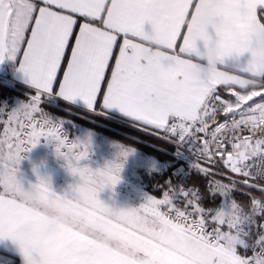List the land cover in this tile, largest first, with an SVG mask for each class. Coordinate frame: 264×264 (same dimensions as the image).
<instances>
[{
	"label": "snow or ice",
	"instance_id": "1",
	"mask_svg": "<svg viewBox=\"0 0 264 264\" xmlns=\"http://www.w3.org/2000/svg\"><path fill=\"white\" fill-rule=\"evenodd\" d=\"M197 3L0 0V62L18 60L35 90L28 103L0 110V172L41 138L69 144L60 123L41 109L45 96L79 97L94 113L117 108L160 139L178 146L191 141L192 169L221 177L209 182L208 192L226 198L206 208L198 189L167 183L162 197H147L139 211L187 231L208 250L201 264H264V140L249 119L264 115V68L249 61L238 72L217 67L246 53L252 32L264 30V0H207L216 26L211 39L204 38L206 25L192 18ZM204 50L212 53L208 61L198 58ZM44 203L69 201L43 183L18 199L12 185L0 181V238L18 242L26 264H114L96 260L79 234L69 237L62 255L39 252ZM76 210L95 228L136 237L140 227L135 211L119 213L124 219L114 222L95 196L90 207Z\"/></svg>",
	"mask_w": 264,
	"mask_h": 264
},
{
	"label": "rangeland",
	"instance_id": "2",
	"mask_svg": "<svg viewBox=\"0 0 264 264\" xmlns=\"http://www.w3.org/2000/svg\"><path fill=\"white\" fill-rule=\"evenodd\" d=\"M0 81L13 85L16 83L12 82L4 71L3 74H0ZM44 98L49 103H55L54 98L48 96ZM0 99V110L4 113H9L21 105L28 103L30 100L15 98L12 104H10L6 99H3L1 93ZM42 103L43 100L40 107L46 113L44 110L46 108ZM255 113H257L255 117L263 116L260 112ZM46 114L53 122L60 123L63 133L67 136L69 142L77 140H87L89 142L91 150L88 152L86 158L81 161L82 166L86 165L92 169H96L97 167L102 168L106 163L115 159L121 147L128 148L131 151L124 159V163L119 171V178L115 185L98 192H92L78 189L77 185L82 183L79 177L70 174L62 166V161L58 160L54 155L52 143L41 138L35 147L20 153L21 159L16 166V176L20 187L25 191H29L36 185L33 181L36 180L35 182H38V178L43 177L48 180L53 192L60 197H66L69 203L77 205L80 209L90 207L93 196L107 209H116L118 214L115 217L111 213L107 214L114 222L124 219L119 213L135 211L139 217L140 227L136 237H132L115 230H105L86 225L82 213L77 212L75 208L71 210L68 205L69 203H44L40 206L57 210V214L60 213L61 215H58L62 218L71 219L74 220L73 222L82 224L84 229L89 230L91 234L111 243L113 242L112 244L119 245L125 252H137L145 256L146 264H201L202 261L207 259L208 250L187 231L176 226L172 221L150 215L145 216L142 211H139L140 207L131 203L133 202L132 199H135L136 203L144 204L147 197H156L145 189L140 172L142 170L147 172L162 171L167 167L168 162L164 160L160 161L148 152L106 135L96 129L97 126L91 125L103 122L85 113L76 114L73 112L71 113L73 115L66 116L59 113H55L54 115ZM94 114L105 118L111 117L104 110ZM150 133L153 134V132ZM2 135L3 125L0 124V137ZM175 162H178L176 158ZM223 199L226 198L223 197ZM5 259V257H0V264H5Z\"/></svg>",
	"mask_w": 264,
	"mask_h": 264
},
{
	"label": "crops",
	"instance_id": "3",
	"mask_svg": "<svg viewBox=\"0 0 264 264\" xmlns=\"http://www.w3.org/2000/svg\"><path fill=\"white\" fill-rule=\"evenodd\" d=\"M202 7L204 11L209 12L207 0H198V3L193 9L192 18L198 24L206 25V30L208 25L204 21H201L198 17ZM215 27L213 31L215 30ZM145 30H150V25L145 24ZM250 40V47L246 53L240 55L239 57H226L224 59V63L218 64L217 67L228 72H238L240 69H242L250 59L255 58L261 52L260 45L264 43V30H254ZM198 46L202 49V42L198 41ZM15 63L16 66L9 67V79L12 82L22 83L34 88L26 74L19 71L18 60L5 59L3 62H0V74H3V71L7 65H12ZM48 97L66 100L58 94L48 95ZM66 101L81 108L88 109L87 105L79 97L74 100ZM104 111L133 121V118L127 116L125 113H122L117 108L104 109ZM35 181H33V183L37 184ZM68 205L70 206L71 210L74 208H79L77 205L71 202ZM39 214L42 218V228L35 240V247L41 253L52 256L62 255L66 250L69 237L73 234H79L83 235L88 240L90 253L98 261L111 259L114 264H146L137 257L121 250V248L113 247V242L111 243L110 241H106L101 237L91 234L89 230L84 229L82 224L73 222L74 220L71 219L62 218L60 216L61 214L58 213L60 214L58 215L57 210L55 209H47L40 206ZM50 234L52 238L49 240L47 238ZM0 257L6 258L5 264L12 263L15 261V258L18 259L15 264H26L18 242L9 238H0Z\"/></svg>",
	"mask_w": 264,
	"mask_h": 264
},
{
	"label": "trees",
	"instance_id": "4",
	"mask_svg": "<svg viewBox=\"0 0 264 264\" xmlns=\"http://www.w3.org/2000/svg\"><path fill=\"white\" fill-rule=\"evenodd\" d=\"M10 66H16V63L12 65H7L5 67L4 72L7 75H10ZM34 91V88L22 83H15L13 85L0 81V93L3 99H6L10 104H12L15 98H21L26 100L30 99L31 96L34 94ZM225 94L228 95L227 93ZM42 100V104L46 108L44 110L49 115L59 113L66 116L73 115L71 114L73 112H75L76 114L85 113L88 116L94 117L95 119H100L103 122L91 125L97 126L96 129L100 130L106 135L111 136L125 144H129L130 146H135L141 149L142 151L148 152L158 158V160L160 161L164 160L168 162L167 167L162 171L147 172L145 170H142L140 172L142 175V181L145 186V189L148 192L154 194L156 197H162L163 191L166 190L168 186L167 183H170L174 186L179 185V181L177 180H173L172 182H167L166 180L169 174L171 173L173 167L177 164L172 154V146L170 143L150 133L153 132V130L148 129V132L141 130L139 127H136L134 121L110 113H108L111 116L110 118L101 117L99 115L91 113L89 110L78 107L60 98L55 99V103H49L45 100V98H43ZM213 179H221V177L205 176L204 174L193 170L188 179L184 182L185 186L195 187L200 191L202 197V204L206 208L218 206L223 200V197H220L219 195H213L208 192L209 182ZM232 195L235 196L237 199H244V197H242L240 193H233ZM253 239H255V236H252L251 239H246V242L252 243ZM127 253L137 257L143 262H146L145 256L137 252ZM17 261L18 259L15 258V261L10 264H15Z\"/></svg>",
	"mask_w": 264,
	"mask_h": 264
},
{
	"label": "clouds",
	"instance_id": "5",
	"mask_svg": "<svg viewBox=\"0 0 264 264\" xmlns=\"http://www.w3.org/2000/svg\"><path fill=\"white\" fill-rule=\"evenodd\" d=\"M198 17L201 21H204L208 27L204 31V38L211 39L213 34V29L215 27V23L211 19L210 12L204 11L203 7L198 14ZM261 52L255 57L249 60L253 65L264 68V43L260 45ZM212 53L209 50H204L198 53V58L203 61H208L211 57ZM250 124L252 127L258 132L264 131V119H256L250 120ZM259 139L264 140V136H258ZM48 142L52 143L54 155L60 161H62V166L72 175L78 176L79 180L82 182L78 184V189L89 190L92 192H98L105 188H111L115 184L112 183L111 177H116L117 180L119 178V171L124 163V159L126 155L131 151L128 148L121 147L118 150L117 156L112 161L105 164L104 167H97L96 169H92L86 165L82 166L81 161L86 158L85 155H82L84 151L88 152L91 150L90 144L87 140L83 141H73L78 144L76 148L71 147V143L61 146L55 139H47ZM21 159V156H20ZM19 159V161H20ZM19 163V162H18ZM15 158H13L8 167L0 172V181L5 182L6 184L12 185V194L16 196V198H23V194L33 192V187L29 191H25L21 188L20 192L16 191V184L18 183L16 172L18 165ZM116 180V181H117ZM49 185V182L46 178L40 177L38 178V182ZM111 214L115 217L118 213L116 209H110ZM231 219V217H226ZM51 234L47 239H51ZM113 247L120 248L119 245L114 244ZM122 250V249H121Z\"/></svg>",
	"mask_w": 264,
	"mask_h": 264
},
{
	"label": "built area",
	"instance_id": "6",
	"mask_svg": "<svg viewBox=\"0 0 264 264\" xmlns=\"http://www.w3.org/2000/svg\"><path fill=\"white\" fill-rule=\"evenodd\" d=\"M223 95L226 98H230L228 95L223 93ZM1 100V99H0ZM257 113H250L249 119L250 120H256V119H264L263 116L255 117ZM258 136H264V131L258 132ZM157 136V135H156ZM163 140V139H162ZM171 144L172 146V153L174 157L178 160L177 164L173 167L171 173L168 176V182H171L172 180L179 181V185H184V182L188 179L190 174L194 169H192V161L195 160V157H193V152L195 151V147L191 141H186L184 144L178 146L176 143L172 141L164 140ZM199 162V161H197ZM201 167H208L206 163L201 162ZM178 185V186H179ZM186 188H194L191 186H185ZM258 220L261 219V217L257 218Z\"/></svg>",
	"mask_w": 264,
	"mask_h": 264
},
{
	"label": "bare ground",
	"instance_id": "7",
	"mask_svg": "<svg viewBox=\"0 0 264 264\" xmlns=\"http://www.w3.org/2000/svg\"><path fill=\"white\" fill-rule=\"evenodd\" d=\"M133 200V202H131V203H133L135 206H138V207H140L143 203H139L138 201V203H136V200L135 199H132Z\"/></svg>",
	"mask_w": 264,
	"mask_h": 264
}]
</instances>
